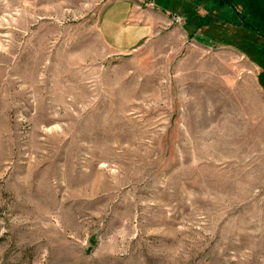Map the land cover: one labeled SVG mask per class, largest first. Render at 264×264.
Returning <instances> with one entry per match:
<instances>
[{
	"label": "rangeland",
	"instance_id": "374dc122",
	"mask_svg": "<svg viewBox=\"0 0 264 264\" xmlns=\"http://www.w3.org/2000/svg\"><path fill=\"white\" fill-rule=\"evenodd\" d=\"M110 1L0 0V264H264V0Z\"/></svg>",
	"mask_w": 264,
	"mask_h": 264
},
{
	"label": "crops",
	"instance_id": "0c3cea01",
	"mask_svg": "<svg viewBox=\"0 0 264 264\" xmlns=\"http://www.w3.org/2000/svg\"><path fill=\"white\" fill-rule=\"evenodd\" d=\"M139 1L111 0L101 8L99 27L112 46L119 49L133 47L145 37L146 33H149L143 27L133 26L138 23L141 25L146 23L147 18L145 19V17H150L154 14L152 9L141 7ZM150 3L153 4L152 2ZM164 16L166 17L167 15L164 14ZM176 17L179 18V16Z\"/></svg>",
	"mask_w": 264,
	"mask_h": 264
}]
</instances>
